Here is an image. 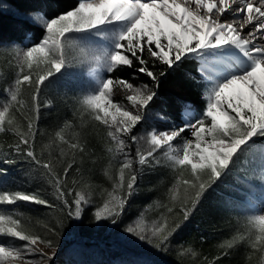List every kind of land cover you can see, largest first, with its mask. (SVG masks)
Returning a JSON list of instances; mask_svg holds the SVG:
<instances>
[{
	"label": "snow or ice",
	"instance_id": "6c2138e0",
	"mask_svg": "<svg viewBox=\"0 0 264 264\" xmlns=\"http://www.w3.org/2000/svg\"><path fill=\"white\" fill-rule=\"evenodd\" d=\"M22 23L26 32L38 29L40 35L30 44L0 39V76L11 77L3 90L7 99L0 105V134L14 138L9 151L0 153V163L15 164L17 157L26 161L31 172L50 185L58 203L38 191L0 190V238L22 242H0V264H51L59 250L49 238L57 234L56 227L43 224L42 231H34L15 208L5 205H40L59 210L71 221L94 206L95 223L108 222L116 229L123 225L124 236L162 252L206 193L242 157L264 161V146L255 143L264 138V42L258 41L264 36V0H78L75 7L55 15H41L33 8L23 14ZM188 60L199 64L203 109L185 106L179 123L164 113L142 128L161 79ZM75 66L86 67L90 80L72 102V118L38 153L42 86ZM122 67L134 69L131 80L114 75ZM137 75L148 82L136 83ZM117 95L123 100L117 101ZM92 138L101 141L107 153L103 175L110 190L93 187L79 166L94 155ZM158 167L172 172L165 200L155 204L158 215L148 219L142 211L126 222L141 175ZM6 174L7 169H0V176ZM238 224L221 245L223 256L245 245L248 264L254 259L264 264V206L246 212ZM180 254L196 257L190 247L182 246Z\"/></svg>",
	"mask_w": 264,
	"mask_h": 264
},
{
	"label": "trees",
	"instance_id": "16d2710c",
	"mask_svg": "<svg viewBox=\"0 0 264 264\" xmlns=\"http://www.w3.org/2000/svg\"><path fill=\"white\" fill-rule=\"evenodd\" d=\"M78 0H0V39L4 41L16 40L18 43L30 44L40 35L38 29L25 31L22 23L23 14L33 8H38L40 14H58L76 6ZM21 37L23 40L21 41ZM199 64L196 60H188L174 71L161 79L158 95L147 114V124L153 125L158 116L164 113L170 114V121L180 122L185 106L199 112L203 109L205 101L202 95L204 90L200 74L197 72ZM131 80L134 69L120 68L114 73ZM1 86L11 82V77L6 73L0 76ZM136 83H147V77L136 76ZM85 85L81 83L77 89L72 88L68 96L54 95L50 100L52 104L43 107V99L40 100L41 108L46 109L39 113L37 126L39 134L37 140V152L47 144L48 137L53 135L65 120L71 119L72 102L80 89ZM30 94V91H29ZM25 97H30L25 94ZM117 101L123 97L117 95ZM161 126L164 121H159ZM142 130V129H141ZM14 142L11 134H0V153L9 151L8 145ZM264 138H257L256 143H263ZM91 151L94 155L91 159H85L79 165L85 180L93 187L102 186L111 188L110 181L103 175L108 159L104 151V145L97 138H92ZM134 151V146H133ZM15 164L0 163V169H7V174L0 176V189L38 191L50 202L58 203L52 195V189L37 173L30 170V165L17 157ZM95 161V163H93ZM72 176L79 179V175L73 171ZM72 176H70V181ZM235 173L232 170L216 186L213 187L202 199L196 210L187 221L181 223L170 247L166 251L158 252L148 245L142 244L133 237L122 234L123 225L120 229L114 228L108 222L97 224L92 218L94 206L86 209L80 220L71 221L59 210L53 211L44 206L20 202L15 208L17 215H22L26 226L34 231H42L41 226L48 224L57 228L55 236H49L59 244L57 257L67 259L65 264H212L214 258L223 256L221 245L231 237L239 227L238 221H242L245 215L241 214L244 206L239 198L241 189L233 185ZM172 172L166 167H158L155 170H146L138 181L136 194L127 208L125 221L134 218L142 211L148 219L158 215L155 204L165 200L167 188L170 187ZM97 200L98 197H93ZM211 198L221 204L219 208L204 205L206 199ZM149 205L153 207L149 209ZM148 209L147 211H145ZM63 221V224H59ZM4 239V238H3ZM0 238V242L5 241ZM7 239V238H5ZM192 248L196 257L188 254L181 257V247ZM249 249L245 245L237 246L229 250L227 256L219 261V264H248ZM198 257V259H197ZM253 264H256L255 259Z\"/></svg>",
	"mask_w": 264,
	"mask_h": 264
},
{
	"label": "rangeland",
	"instance_id": "374dc122",
	"mask_svg": "<svg viewBox=\"0 0 264 264\" xmlns=\"http://www.w3.org/2000/svg\"><path fill=\"white\" fill-rule=\"evenodd\" d=\"M2 52L3 50H0V60L3 59ZM87 71L88 69L86 67L75 66L73 68L67 69L64 72V75H57L56 77L51 78L50 82H46V84L42 86L39 100L45 98V100L43 99V104L46 102H50L51 105L53 101L50 100L51 96H68V94L72 91V88L77 89L81 83L87 86L88 81L90 80V77L87 76ZM81 73H83L84 75L81 76ZM6 87L7 86H5L4 88ZM3 90L4 89L2 88L0 82V105H2L7 99L6 94ZM25 94H28L30 96L29 92H26ZM45 110L46 109L40 110V113H44ZM256 145L258 147L264 146V143H256ZM261 163H264V161H262L259 156L242 157L241 161H238L236 166L232 169L236 176L235 181H232V183L233 185L241 189L239 198L243 201V203H241V205L244 206L241 212V214L243 215H245L246 212H257L259 211L261 206H264V178H262L264 177V170L261 169ZM207 204L208 206L210 205L211 207L215 208H219L221 206L219 202L213 201L211 200V198L205 200L204 205ZM3 208L11 209L12 206L5 205L3 206ZM3 240H6L4 243L5 245L11 246H18L22 243L10 238H4ZM41 248H43V246H41ZM43 250L48 251L49 253L51 252V250L49 249ZM71 254L73 255L74 253L71 252L68 255L67 259L69 258V256H72ZM67 259L63 260L56 256L51 264H65V261H68ZM44 264H48V262L45 261Z\"/></svg>",
	"mask_w": 264,
	"mask_h": 264
},
{
	"label": "bare ground",
	"instance_id": "6f19581e",
	"mask_svg": "<svg viewBox=\"0 0 264 264\" xmlns=\"http://www.w3.org/2000/svg\"><path fill=\"white\" fill-rule=\"evenodd\" d=\"M218 2H219V0H217V3H218ZM229 3H231V0H229ZM225 16H229V13H225ZM238 23H239V22H238ZM250 29H251V26L245 28V29L243 30V33H242V34L246 35V33H247ZM258 41H259V42H264V36H259V37H258Z\"/></svg>",
	"mask_w": 264,
	"mask_h": 264
}]
</instances>
